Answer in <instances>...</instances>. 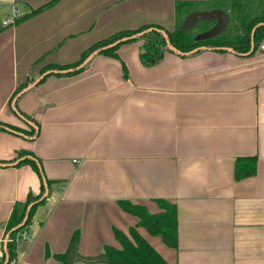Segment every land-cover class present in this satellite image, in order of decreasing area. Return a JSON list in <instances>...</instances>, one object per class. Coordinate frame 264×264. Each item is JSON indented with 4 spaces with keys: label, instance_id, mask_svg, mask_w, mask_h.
Returning a JSON list of instances; mask_svg holds the SVG:
<instances>
[{
    "label": "crops",
    "instance_id": "1",
    "mask_svg": "<svg viewBox=\"0 0 264 264\" xmlns=\"http://www.w3.org/2000/svg\"><path fill=\"white\" fill-rule=\"evenodd\" d=\"M180 2L194 4L189 12L227 11L219 0H0L2 256L15 204L30 194L45 199L12 264H63L58 256L77 232L82 259L74 264H106L89 259L120 248L115 229L134 241L132 228L169 264H264L260 48L165 51L147 65L144 43L162 34L152 28L122 44L117 58L97 52L77 68H55L120 32L175 31ZM14 10L29 17L5 26ZM240 160L242 172L255 163V173L237 178ZM125 202L151 214L174 204L177 248L138 226Z\"/></svg>",
    "mask_w": 264,
    "mask_h": 264
},
{
    "label": "trees",
    "instance_id": "2",
    "mask_svg": "<svg viewBox=\"0 0 264 264\" xmlns=\"http://www.w3.org/2000/svg\"><path fill=\"white\" fill-rule=\"evenodd\" d=\"M257 1V2H256ZM255 2L261 7L255 5L254 8H250L249 5H243L242 3H234L233 10L234 22L236 25L229 33H223V30L212 37H204V34L211 31L218 23L217 19L201 20L204 21L198 32H193L191 29L193 26L186 30L181 29V25L185 19L192 13L189 12L194 4L189 2H180L176 5V29L173 32L166 31L161 27L145 26L138 31H125L120 32L108 39L98 42L92 48L86 50L81 60L70 66L55 67L61 70L74 69L81 65L92 54L99 51L101 54L117 58L118 48L125 43L136 41L143 36L148 35L146 32L152 28H158L161 30L160 39L146 40L144 43V51L141 54V58L145 64H155L160 57L164 55L165 51L173 52L169 45L176 48L181 54H188L196 48H218V47H230L233 51L239 54L249 53L252 49L258 50L264 42V0H255ZM222 4H227L223 1ZM220 8L223 9L222 6ZM228 16V23H230V16ZM29 15H25L19 18L15 23L28 18ZM259 25V26H258ZM257 27L253 37L252 32ZM144 33L143 35H139ZM166 34V37L164 36ZM127 39V40H124ZM51 69V67H50ZM80 73V70L67 73L68 75H75ZM29 83L21 87L16 93L15 97L21 94ZM23 116V115H22ZM27 118L26 116H24ZM29 119V118H27ZM4 127L0 122V130ZM15 131H19L17 128L10 127ZM19 157L31 155L27 151H20ZM242 161H245L244 159ZM255 162V161H254ZM30 164L34 167L38 173L40 169L33 160L26 159L21 164ZM241 160L238 161L237 166V178L251 176L256 171L255 163L253 168L242 172ZM42 176V175H41ZM49 184V182L47 183ZM42 195L34 197L30 194L25 202H18L15 204L11 213L10 219L6 226V232L9 235V242L7 243L6 250L0 259V264H12L17 259V238L18 235L29 226L32 220L33 212L37 208L38 204L45 201H41ZM32 205L29 210L27 221L23 225L26 218L29 206ZM123 209L140 219L138 226L144 227L153 236H159L163 242L171 248H177L178 246V216L177 207L169 202H162L161 206L163 211L158 214H151L147 209L140 205H132L131 203H122ZM115 235L120 243V248H116L110 245L105 247L104 253L97 258L89 259L106 264H169L138 232L136 228L130 229V235L134 241H132L127 235L118 229H115ZM80 234L75 233L68 251L65 254L58 256L63 264H74L77 260L82 259L79 254Z\"/></svg>",
    "mask_w": 264,
    "mask_h": 264
},
{
    "label": "water",
    "instance_id": "3",
    "mask_svg": "<svg viewBox=\"0 0 264 264\" xmlns=\"http://www.w3.org/2000/svg\"><path fill=\"white\" fill-rule=\"evenodd\" d=\"M212 19H217L218 20L217 25L211 31H209L206 34H204V37H212V36L218 34L219 32H221L224 29V27L227 25V23H228V16H227V14L224 11L214 10V11H210V12H200V11L194 12V13L190 14L185 19L184 23L181 25V29L182 30H186V29L190 28L191 26H193L199 20H212ZM258 26H256L254 28V30L252 32V37H253V35H254V33H255V31H256ZM164 36L166 37V34H164ZM124 40H127V39H124ZM169 47H170V49L173 52L178 53L180 55H185V54H181L176 48L172 47L171 45H169ZM201 49H205V47L196 48V49H194L193 51H191L188 54L196 53L197 51H199ZM228 50L232 51V49H228ZM97 52H99V51H97ZM97 52H95L94 54H96ZM93 55H91V56H93ZM47 74L48 73H45L41 78H43ZM38 82H39L38 80L35 81L31 86L36 85ZM31 207H32V205H30L29 208H28L27 215H26V218H25V220L23 222V225L27 221V216H28V213H29V210L31 209Z\"/></svg>",
    "mask_w": 264,
    "mask_h": 264
},
{
    "label": "rangeland",
    "instance_id": "4",
    "mask_svg": "<svg viewBox=\"0 0 264 264\" xmlns=\"http://www.w3.org/2000/svg\"><path fill=\"white\" fill-rule=\"evenodd\" d=\"M220 2H222V1H225V3H227L226 5H227V11L229 12V15H230V23L226 26V27H224V29H223V33L225 34V33H229L232 29H234V27H235V25H236V22H234V20H233V18H234V13L232 12V10H233V4L234 3H237V2H239V3H242L243 5H246V6H248L249 5V7L251 8H254L255 7V0H219ZM257 6H259L258 4H257ZM260 7V6H259ZM211 6H204L201 10H200V12H210V10H211ZM203 22L204 21H201V20H199L198 22H196L195 23V25L192 27V31L193 32H198L199 30H200V28H201V26H202V24H203ZM198 30V31H197Z\"/></svg>",
    "mask_w": 264,
    "mask_h": 264
},
{
    "label": "built area",
    "instance_id": "5",
    "mask_svg": "<svg viewBox=\"0 0 264 264\" xmlns=\"http://www.w3.org/2000/svg\"><path fill=\"white\" fill-rule=\"evenodd\" d=\"M23 16L25 15H21V16H18L16 10L13 11V14L11 15V18L10 19H6L3 21L4 25L5 26H8V25H11V24H15V21L18 20L19 18H22ZM260 49L264 52V44H262L260 46ZM29 238V234H28V231H27V228H25L19 235H18V238H17V241H19L20 239H28ZM6 243L9 242V239L7 238L5 240ZM2 256V253L0 254ZM15 262V261H14ZM13 262V263H14Z\"/></svg>",
    "mask_w": 264,
    "mask_h": 264
}]
</instances>
